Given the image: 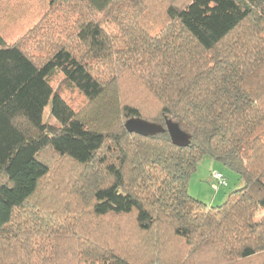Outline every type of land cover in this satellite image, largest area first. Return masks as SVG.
I'll list each match as a JSON object with an SVG mask.
<instances>
[{"label":"trees","instance_id":"1","mask_svg":"<svg viewBox=\"0 0 264 264\" xmlns=\"http://www.w3.org/2000/svg\"><path fill=\"white\" fill-rule=\"evenodd\" d=\"M140 1L0 0V264H137L131 246L153 264H264V0H162L151 36L129 13ZM27 36L44 57L21 45ZM57 72L81 108L53 87ZM48 105L57 125L44 121ZM131 117L170 118L190 144L116 125ZM50 155L79 169L74 198L52 210L74 214L71 234H37L22 212ZM204 155L241 181L218 206L187 192Z\"/></svg>","mask_w":264,"mask_h":264},{"label":"rangeland","instance_id":"2","mask_svg":"<svg viewBox=\"0 0 264 264\" xmlns=\"http://www.w3.org/2000/svg\"><path fill=\"white\" fill-rule=\"evenodd\" d=\"M132 1V0H127ZM183 1V0H179ZM162 0H141L140 4L137 5V10H134V12L131 13V9H133V3L129 6V13L133 17V23L135 24L136 28L140 29L142 28L145 30L146 34L151 36L154 35L156 32H158L161 28V25L163 24L162 17H161V7H162ZM41 15V14H40ZM40 15L36 16L35 18L38 19ZM50 20V19H49ZM51 22L55 23L54 20ZM245 27L247 29L250 28V22L245 23ZM261 28V32L258 35L259 39L261 41H264V26H259ZM254 28V27H253ZM109 29V28H108ZM112 32L115 34L118 32L117 26L113 25L110 27ZM57 30V29H56ZM25 30H23L24 32ZM7 34H9V31L7 30ZM22 32V33H23ZM35 32V31H34ZM20 33V34H22ZM17 34V35H20ZM58 34V30H57ZM57 34L54 36L55 39H57ZM15 35L12 37L13 40L18 37ZM64 37L65 35L62 34ZM31 36H27L25 38V41L21 44L24 45L28 52L34 56L38 57H44L46 55V51L44 48L39 49L36 44H33ZM38 49V50H37ZM264 71V65L261 67ZM101 71V68L99 69ZM105 71L104 69H102ZM106 73L108 74L109 71L107 70ZM100 76H104V72L98 73ZM62 74L57 72L53 79H52V85L54 88L60 87L61 92L63 93V96L68 100V102L74 107L75 109L81 108L85 103V98L81 95L78 90L70 85H65L62 83ZM123 94L122 102L127 100L129 97L128 95L131 93L128 91V89L122 90ZM138 99V98H134ZM133 100V99H132ZM141 104L144 105V110L149 115V118L155 116L156 114V107L154 106L153 100L149 101L147 100L145 103L141 101ZM49 105L46 106L44 110V121L57 125V121L49 114ZM128 119V118H127ZM126 121V118H121V120L118 121V124H124ZM50 160V173L45 179H43L40 183L39 188L37 189L35 195L33 196L32 204H29V208L27 207L25 211L29 210L31 214H34L36 217L35 220H30L31 223L38 224L40 228L37 229V234H43L48 233L49 229H69V233L72 232V227L74 226V223L76 222V218L74 217L73 213L68 212H61V213H54L52 210L59 211L61 209V206L65 202H69L71 199H73V192L75 190V178L79 174V169L77 166L70 164L69 162H63L57 159L55 156H49ZM213 172H220L223 177L226 179V185H217L216 181L211 177ZM240 179L238 177V174L233 169L229 168L228 166L224 165L221 161L213 159L209 156H203L197 163L196 169L192 172L188 184H187V192L189 195H191L193 198L205 203L207 206H218L221 205L230 192L236 190L240 186ZM35 201V202H34ZM43 203V204H42ZM52 205H49L51 204ZM36 205V206H35ZM48 205V206H47ZM24 210V209H22ZM30 214V215H31ZM38 219V220H37ZM130 219V218H129ZM41 220V222H38ZM130 226H132L133 222L130 219ZM107 222V221H105ZM43 223V225H42ZM46 223V224H45ZM132 223V224H131ZM47 226L43 230V226ZM97 229V228H96ZM47 231V232H46ZM129 232L127 234L130 239L131 231H132V240L136 239V231L130 230L129 228L126 230ZM165 231V237L168 238L169 232ZM35 240L41 238L42 236H34ZM166 239V238H165ZM123 240H125L123 236ZM135 242V241H134ZM122 243H125L123 241ZM170 248V247H169ZM132 254L131 252L128 253V256L130 259H132L137 264H153L155 263L154 255L151 251L141 250L138 248H134L131 246ZM137 255L136 257H133ZM159 255L162 256V253ZM82 256L76 255L75 258L69 262H66L67 264H76V260L78 258H81ZM137 258V259H135ZM78 263V262H77ZM87 264V262L82 263Z\"/></svg>","mask_w":264,"mask_h":264},{"label":"water","instance_id":"3","mask_svg":"<svg viewBox=\"0 0 264 264\" xmlns=\"http://www.w3.org/2000/svg\"><path fill=\"white\" fill-rule=\"evenodd\" d=\"M124 126L128 132L143 136H155L167 132L174 145L184 147L190 144V135L170 118L165 119L163 126L161 123L152 122L141 117H131L125 121Z\"/></svg>","mask_w":264,"mask_h":264},{"label":"built area","instance_id":"4","mask_svg":"<svg viewBox=\"0 0 264 264\" xmlns=\"http://www.w3.org/2000/svg\"><path fill=\"white\" fill-rule=\"evenodd\" d=\"M211 177L216 181L218 185L225 184V179L220 172H213Z\"/></svg>","mask_w":264,"mask_h":264}]
</instances>
